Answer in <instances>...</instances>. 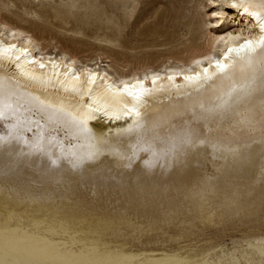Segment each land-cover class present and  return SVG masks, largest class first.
<instances>
[{"label":"bare ground","instance_id":"1","mask_svg":"<svg viewBox=\"0 0 264 264\" xmlns=\"http://www.w3.org/2000/svg\"><path fill=\"white\" fill-rule=\"evenodd\" d=\"M205 2L201 48L121 73L0 18V264H216L251 218L264 256V0Z\"/></svg>","mask_w":264,"mask_h":264},{"label":"rangeland","instance_id":"2","mask_svg":"<svg viewBox=\"0 0 264 264\" xmlns=\"http://www.w3.org/2000/svg\"><path fill=\"white\" fill-rule=\"evenodd\" d=\"M205 3V0H0V18L28 31L53 55L63 50L80 60L100 58L109 61L110 72L121 73L171 64L201 48L207 35L201 27L205 18L200 5ZM231 11L228 8L230 20ZM32 132L34 127L27 133L30 136ZM259 227L257 218H251L249 225L237 222L233 228L210 231L205 234L210 245L192 250L195 252L191 255L200 259L201 253L210 249L213 252L208 258L216 264L231 260L233 264H264V256L247 244L250 240L247 232ZM216 256H221L220 260Z\"/></svg>","mask_w":264,"mask_h":264}]
</instances>
